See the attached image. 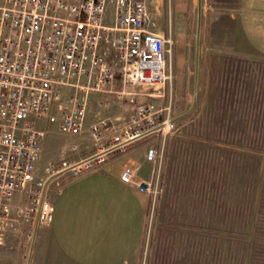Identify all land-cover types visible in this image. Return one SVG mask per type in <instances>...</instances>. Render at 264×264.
Segmentation results:
<instances>
[{"label":"rangeland","instance_id":"1","mask_svg":"<svg viewBox=\"0 0 264 264\" xmlns=\"http://www.w3.org/2000/svg\"><path fill=\"white\" fill-rule=\"evenodd\" d=\"M145 1L150 4L153 13L164 10L155 0ZM240 1L195 0L193 31L186 35L180 54H177V44L173 38L167 36L169 22L164 17L163 21L158 20V34L171 41V53L166 57L170 79L163 85L140 90L125 86L119 75L115 74V92H107L110 99L107 101V97H104L100 99V103L99 100L91 102L90 110L88 109L91 111L93 104H100L106 108L104 116L102 119L94 117L81 135H62L54 124L41 127L46 134L42 142L40 166L50 161H76L95 152L88 129L99 119L105 120L107 125L103 128L102 135L103 144H106L113 129H104L111 123L115 112H119L118 117L126 116L123 122L125 124L136 106L153 104L159 110L160 120L166 117L174 120L173 130L155 133L132 143L133 148L144 155L149 148L155 149L157 156L155 162L144 161L147 173L145 176L140 174L142 169L136 174L149 188L148 192H139L145 201L146 223L137 264H264V230L259 229L263 225H257V231L253 229L252 234L225 229L222 213L227 209L223 204L219 206L221 211H215L212 207L207 210L195 208L199 201L193 204L195 186L176 187L166 174L169 157L172 155L168 145L175 139L199 144L205 150L212 149L219 154L220 161L227 156H231L233 162L239 155L241 160L249 157L246 166L255 182L248 180L246 176L243 178L244 185L249 182V192L244 196L242 206L237 208L240 213L249 204L254 209L257 208V211L264 208L260 178L264 169V131L259 133L263 139L260 141L253 134L264 129V56L241 39L238 25ZM205 27L207 31L203 32ZM74 92L75 90L68 89L65 97H70ZM161 94L162 96H157ZM89 95L86 108L90 104ZM219 102L221 104L218 105ZM126 109L131 110L130 113H125ZM206 110L218 113H214L216 116L204 133L205 136H193L196 134L191 128L199 119L204 118ZM219 129L223 133L220 134ZM227 132L238 135L229 137L226 136ZM72 147L75 148L74 151ZM68 176V173H63L47 180L45 198L49 202H52L61 182ZM237 187L242 189V184L239 183ZM36 191V186H33L29 193H17L13 199L15 207L21 209L29 206L34 197L33 192L41 193L40 189ZM14 226L20 230L21 234L18 236L22 237L7 236L4 244L0 241V264H27L32 238L39 229L37 227H46V224H38L32 232L33 236H28L32 231L31 227L19 224ZM10 232L11 229L4 236Z\"/></svg>","mask_w":264,"mask_h":264},{"label":"built area","instance_id":"2","mask_svg":"<svg viewBox=\"0 0 264 264\" xmlns=\"http://www.w3.org/2000/svg\"><path fill=\"white\" fill-rule=\"evenodd\" d=\"M110 3L114 23L107 26L102 20ZM170 53L171 41L147 28L144 0H0V241L15 224L31 227L33 236L38 224L51 222L53 205L45 198L50 177H77L139 139L174 129V120H160L153 104H140L106 144L107 122L90 125L96 150L89 156L40 166L41 127L54 124L62 135H81L89 91L115 74L140 90L163 85ZM68 89L75 92L65 97ZM156 157L153 148L145 153L148 162ZM119 180L148 192L132 165L123 167ZM33 186L41 193L33 192L29 206L15 207L17 193Z\"/></svg>","mask_w":264,"mask_h":264},{"label":"crops","instance_id":"3","mask_svg":"<svg viewBox=\"0 0 264 264\" xmlns=\"http://www.w3.org/2000/svg\"><path fill=\"white\" fill-rule=\"evenodd\" d=\"M155 2L157 5L161 4L164 10L153 13L150 4L146 2L147 28L153 33L160 32L158 20L163 21L166 18L169 22L167 36L173 38L177 44V54H180V47L182 48V44L186 42V35L193 31L192 13L195 0ZM102 21L107 26L114 23L111 3L105 8ZM238 25L241 39L264 56V0H241ZM205 31L206 27L203 29V32ZM167 73L170 75L168 67ZM94 79L93 77L92 81ZM116 84L114 76L109 83L102 84L98 91L89 92L90 104L86 108L85 126L92 123L94 117L102 119L106 108L100 104H93L89 111L91 102L99 100L100 103V99L104 97H107L108 101L110 95L107 92H115ZM133 110H130L131 114ZM130 111L126 109L125 113ZM118 113H114V118L104 131L113 129V133H116L126 126L128 121L123 123L126 116L118 117ZM133 144L116 153L117 155H110L107 161L94 165L81 175L67 180L66 177L61 182L51 202L52 220L46 227H37L39 229L32 238L27 264H137L145 232V201L135 185L125 184L119 180L126 165H132L136 169V174L139 169H142L140 172L142 176L147 174L145 155L137 148H133ZM89 155L90 153L85 157ZM19 234L20 230L16 228L3 236L1 241L4 244L7 236L21 238Z\"/></svg>","mask_w":264,"mask_h":264},{"label":"trees","instance_id":"4","mask_svg":"<svg viewBox=\"0 0 264 264\" xmlns=\"http://www.w3.org/2000/svg\"><path fill=\"white\" fill-rule=\"evenodd\" d=\"M220 99H222V97ZM217 104L219 105L221 102ZM215 112L218 113L217 111L206 110L204 118L202 117V119H199L196 124H194L193 128H191V130H194V134H196L193 136L199 138L205 136L204 133L210 128L211 123L214 121L216 116V114H214ZM225 129L228 130L229 128ZM219 130L220 134L223 133V130ZM263 131L264 129L253 132L257 137V141L263 140L259 136V133ZM235 134L234 132H227L226 136L234 137L238 135ZM200 146L199 144L184 140H171L168 147L171 149L172 155L169 157L166 172L169 181L172 182L174 186H179V188L184 187V185H191V187L195 186V188L193 187L192 194L193 204L195 205V201L199 200L196 202L195 208L198 207L207 210L212 207L215 211H221L219 206L223 204V207L227 209L226 212L224 211V213H222L225 229H236L248 234L253 229H255L256 232L258 229L257 225L261 224L263 227L259 229L264 230V208L257 211V208L254 209L255 207L249 204L241 210V213L237 208L242 206L244 196L249 192V182L247 181L244 185L243 178L246 176L248 180L253 183L255 182L246 166V161L249 157L241 160V158H238L241 157V155H239L234 158L235 162H233L231 160L232 157L227 156V158L223 157L220 161V156L217 152L212 149L205 150ZM226 152L230 153L228 150ZM73 177L74 176H69L66 180ZM260 178L261 189L264 192V169ZM239 183L242 184V189L237 187ZM202 187H204L203 190ZM235 190L237 191L235 192Z\"/></svg>","mask_w":264,"mask_h":264},{"label":"water","instance_id":"5","mask_svg":"<svg viewBox=\"0 0 264 264\" xmlns=\"http://www.w3.org/2000/svg\"><path fill=\"white\" fill-rule=\"evenodd\" d=\"M197 47H198V45H197ZM194 94H196V74H195V86H194ZM143 135H145V134H143ZM142 135V136H143Z\"/></svg>","mask_w":264,"mask_h":264}]
</instances>
